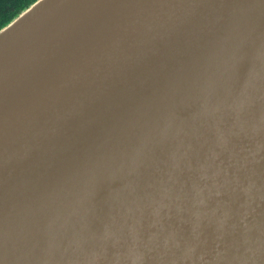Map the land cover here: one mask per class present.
Returning a JSON list of instances; mask_svg holds the SVG:
<instances>
[{
	"label": "water",
	"instance_id": "1",
	"mask_svg": "<svg viewBox=\"0 0 264 264\" xmlns=\"http://www.w3.org/2000/svg\"><path fill=\"white\" fill-rule=\"evenodd\" d=\"M2 264H264V0H38L0 29Z\"/></svg>",
	"mask_w": 264,
	"mask_h": 264
},
{
	"label": "trees",
	"instance_id": "2",
	"mask_svg": "<svg viewBox=\"0 0 264 264\" xmlns=\"http://www.w3.org/2000/svg\"><path fill=\"white\" fill-rule=\"evenodd\" d=\"M38 0H7L0 4V29L29 8Z\"/></svg>",
	"mask_w": 264,
	"mask_h": 264
},
{
	"label": "snow or ice",
	"instance_id": "3",
	"mask_svg": "<svg viewBox=\"0 0 264 264\" xmlns=\"http://www.w3.org/2000/svg\"><path fill=\"white\" fill-rule=\"evenodd\" d=\"M7 0H0V4L6 3ZM0 264H2V261H0Z\"/></svg>",
	"mask_w": 264,
	"mask_h": 264
}]
</instances>
